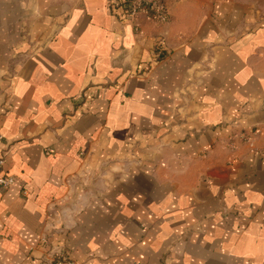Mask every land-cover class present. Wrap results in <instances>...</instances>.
<instances>
[{
  "label": "crops",
  "instance_id": "crops-1",
  "mask_svg": "<svg viewBox=\"0 0 264 264\" xmlns=\"http://www.w3.org/2000/svg\"><path fill=\"white\" fill-rule=\"evenodd\" d=\"M113 2L0 0V264H264V0Z\"/></svg>",
  "mask_w": 264,
  "mask_h": 264
},
{
  "label": "built area",
  "instance_id": "built-area-1",
  "mask_svg": "<svg viewBox=\"0 0 264 264\" xmlns=\"http://www.w3.org/2000/svg\"><path fill=\"white\" fill-rule=\"evenodd\" d=\"M167 0H115L112 3V10H118L119 15L124 19L133 20L140 13H144L149 19L164 23L168 19ZM155 55L160 57L162 49L157 44L154 48ZM3 158L0 157V168L3 165ZM14 182L11 175L0 174V187L5 188ZM50 264H78L74 259L64 252H57L53 255Z\"/></svg>",
  "mask_w": 264,
  "mask_h": 264
}]
</instances>
